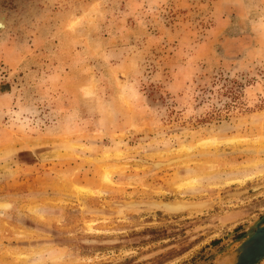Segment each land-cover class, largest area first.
<instances>
[{
  "label": "rangeland",
  "instance_id": "rangeland-1",
  "mask_svg": "<svg viewBox=\"0 0 264 264\" xmlns=\"http://www.w3.org/2000/svg\"><path fill=\"white\" fill-rule=\"evenodd\" d=\"M0 19V264L228 258L264 214V0Z\"/></svg>",
  "mask_w": 264,
  "mask_h": 264
},
{
  "label": "water",
  "instance_id": "water-1",
  "mask_svg": "<svg viewBox=\"0 0 264 264\" xmlns=\"http://www.w3.org/2000/svg\"><path fill=\"white\" fill-rule=\"evenodd\" d=\"M233 253L216 264H260L264 261V214L236 241Z\"/></svg>",
  "mask_w": 264,
  "mask_h": 264
},
{
  "label": "bare ground",
  "instance_id": "bare-ground-1",
  "mask_svg": "<svg viewBox=\"0 0 264 264\" xmlns=\"http://www.w3.org/2000/svg\"><path fill=\"white\" fill-rule=\"evenodd\" d=\"M2 20L0 19V28L2 29ZM228 143V142H227ZM216 144V143H215ZM187 185H189V183H185V184H183L182 186H187Z\"/></svg>",
  "mask_w": 264,
  "mask_h": 264
}]
</instances>
